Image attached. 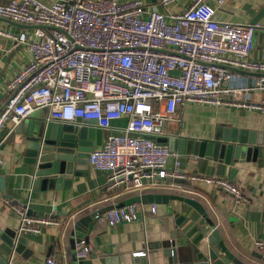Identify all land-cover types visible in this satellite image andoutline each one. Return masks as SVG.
I'll list each match as a JSON object with an SVG mask.
<instances>
[{"label": "built area", "instance_id": "1", "mask_svg": "<svg viewBox=\"0 0 264 264\" xmlns=\"http://www.w3.org/2000/svg\"><path fill=\"white\" fill-rule=\"evenodd\" d=\"M177 1L159 4L165 8ZM214 15L204 0H194L176 14L139 0H55L49 5L44 0H0V20L25 27L19 33L0 27V36L24 45L29 55L4 85L0 145L7 123L16 127L45 109L47 123L73 124L79 119L112 131L87 159L91 169L107 173L109 191L136 192L145 188L146 180L168 179L171 186L212 185L235 206L248 205L242 190L229 180L184 173L178 156L151 139L185 105L264 116V99L250 102L243 97L250 91L264 92V48L253 58V26L218 22ZM237 71L259 77L250 88L236 87ZM122 119L127 120L125 127H112ZM4 203L18 218V234L38 235L61 224L52 217H32L9 200ZM148 208L157 213L156 204ZM144 214L142 204L132 203L109 209L105 218L109 226H117ZM254 247L264 254V241H254ZM76 250L78 257L87 255L84 242ZM43 264H57L56 255Z\"/></svg>", "mask_w": 264, "mask_h": 264}, {"label": "crops", "instance_id": "2", "mask_svg": "<svg viewBox=\"0 0 264 264\" xmlns=\"http://www.w3.org/2000/svg\"><path fill=\"white\" fill-rule=\"evenodd\" d=\"M55 0H44L52 4ZM125 1V0H114ZM159 12L176 14L185 11L194 0H180L163 8L160 0H139ZM215 9L214 20L239 25H250L263 6L264 0H204ZM0 27L12 33L25 28L0 20ZM264 27L253 26V58L264 48ZM0 36V109L4 105V85L29 59L24 45L10 44ZM259 75L235 72L233 85L252 86ZM250 102L264 99V92L250 91L243 95ZM157 109V105L154 106ZM47 111L40 109L13 127L7 123L0 145V264H43L52 254L57 264H168L175 252L177 264H264V254L257 251L254 241H264V155L257 149L239 152V160L231 156L229 165L223 163L222 148L218 160L179 153L178 139L210 140L223 128L254 132L264 135V116L256 112L205 105L178 107L175 115L163 122L151 139L168 148L175 139L172 153L178 156L180 169L186 174L209 178H223L242 190L249 200L246 206H235L232 198L212 185L204 183L175 182L167 180L144 181V189L127 192L122 189L107 190V173L90 168L88 160L78 161V170L72 172L68 189L46 188L36 184L34 168L24 161L27 135L42 128ZM126 119L112 122V127H125ZM90 145L100 148L112 131H101L95 142L97 126L90 123ZM93 149V150H94ZM187 150V147H185ZM233 154V152H232ZM172 158L169 159V165ZM2 187V188H1ZM175 196L199 203L201 214L178 200L156 204L157 213L148 212L153 196ZM138 199L145 209L144 216L131 223L109 226L105 213L111 208L126 205ZM22 206L32 217H52L60 226L46 228L38 235L18 234V218L11 214L4 201ZM97 212L91 232L84 239L85 257L72 250L70 236L74 224L84 218L87 227L89 215ZM216 232L219 244H211L209 237ZM168 244L170 247L163 248ZM144 252L143 257H133ZM231 255V259L226 255Z\"/></svg>", "mask_w": 264, "mask_h": 264}, {"label": "water", "instance_id": "3", "mask_svg": "<svg viewBox=\"0 0 264 264\" xmlns=\"http://www.w3.org/2000/svg\"><path fill=\"white\" fill-rule=\"evenodd\" d=\"M250 26L264 27V3L256 16L251 20ZM10 44L16 43L7 39L6 47ZM90 123L96 125L94 121L82 122L79 119L73 124L46 123L39 130L27 135L26 157L24 161L34 168L36 184L42 183L46 188L55 190L61 188L68 189L70 187V177L72 176L73 169L77 171L79 168L77 162L87 160L89 154L94 149L89 143L91 137L87 125H90ZM99 134H101V130L97 129L94 133L95 142L98 140ZM174 140L171 139L169 141L168 149L170 152L173 151ZM178 141L179 153L181 155L186 152L195 157H206V159L214 161L218 160L223 148V163L225 165H229L231 156H233L234 160L238 161L241 150L247 153L249 149H257L258 153L260 152L261 155H264L263 134L243 130L239 131L238 129H231L229 127L216 131L210 140H186L182 138L178 139ZM185 147H187V150H185ZM0 184H2L1 180ZM169 200L183 201L201 214V207L196 201L175 196H153L154 204H168ZM138 201V199H131L126 205ZM88 217L91 223L87 227L85 226L86 221L84 218L78 220L73 226V231L69 238L72 250H76V245L84 242V239L91 232L92 223L98 217L97 212L91 213ZM218 238L217 233L213 232L211 237H209V241L211 244L217 242L219 247L224 250ZM162 247L168 248L170 245L164 244ZM226 255L231 259V255L227 252ZM172 258L168 264H177L174 251H172Z\"/></svg>", "mask_w": 264, "mask_h": 264}]
</instances>
